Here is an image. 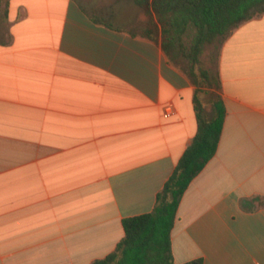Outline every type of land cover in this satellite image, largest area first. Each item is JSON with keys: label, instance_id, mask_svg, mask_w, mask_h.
Listing matches in <instances>:
<instances>
[{"label": "crops", "instance_id": "crops-1", "mask_svg": "<svg viewBox=\"0 0 264 264\" xmlns=\"http://www.w3.org/2000/svg\"><path fill=\"white\" fill-rule=\"evenodd\" d=\"M1 4L0 264H92L154 211L198 132L195 86L133 0ZM219 73L224 128L181 201L174 264H264V14Z\"/></svg>", "mask_w": 264, "mask_h": 264}, {"label": "trees", "instance_id": "trees-1", "mask_svg": "<svg viewBox=\"0 0 264 264\" xmlns=\"http://www.w3.org/2000/svg\"><path fill=\"white\" fill-rule=\"evenodd\" d=\"M133 1L156 16L162 28L163 51L195 86L198 132L158 194L154 211L125 219V237L117 249L92 264H174L172 232L181 201L193 180L216 156L227 115L219 59L214 71L204 65L202 55L206 46L217 43L221 53L233 31L264 14V0ZM185 264L204 262L197 259Z\"/></svg>", "mask_w": 264, "mask_h": 264}, {"label": "rangeland", "instance_id": "rangeland-1", "mask_svg": "<svg viewBox=\"0 0 264 264\" xmlns=\"http://www.w3.org/2000/svg\"><path fill=\"white\" fill-rule=\"evenodd\" d=\"M4 1L5 0H1V3L3 4ZM154 21H156L155 26L158 28V25H160L158 22V19L156 17L154 18V17H150L149 15H147L146 17L147 27L152 28L154 25ZM160 34L162 37V28H160ZM161 41H162V38H161ZM219 53H220L219 43L206 46L204 53L202 55V60L204 62V65L216 71L217 66H218Z\"/></svg>", "mask_w": 264, "mask_h": 264}]
</instances>
